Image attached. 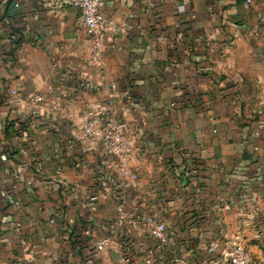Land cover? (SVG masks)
<instances>
[{
  "label": "crops",
  "instance_id": "crops-1",
  "mask_svg": "<svg viewBox=\"0 0 264 264\" xmlns=\"http://www.w3.org/2000/svg\"><path fill=\"white\" fill-rule=\"evenodd\" d=\"M100 7L104 72L76 8L0 0V264H146L150 249L153 264H227L239 241L251 252L264 235V0ZM94 112L128 123L127 161L79 135ZM16 174L21 207L2 195ZM145 214L167 223L166 247Z\"/></svg>",
  "mask_w": 264,
  "mask_h": 264
},
{
  "label": "built area",
  "instance_id": "built-area-1",
  "mask_svg": "<svg viewBox=\"0 0 264 264\" xmlns=\"http://www.w3.org/2000/svg\"><path fill=\"white\" fill-rule=\"evenodd\" d=\"M67 6L74 7L78 10L76 17V24L82 26L85 29L86 35L90 41V55L91 60L99 66L102 72L105 71V37H106V26L108 24V18L101 10L102 0H60ZM251 0H248L250 2ZM16 8L20 6L17 2L14 5ZM20 96L18 88L11 89L6 99L7 104H11V97ZM34 100L40 102L43 100V96L40 94L34 95ZM264 102V94L262 96ZM258 115L264 113L263 108H259L257 111ZM128 123L117 118L110 117L109 115L102 112L89 113L86 116L85 123L80 128L79 135L83 138H91L98 140L106 153L107 156L118 158L123 161H127L133 152V143L130 136L127 134ZM72 141V140H69ZM122 174L128 178L136 179L137 174L132 172L127 166L122 169ZM16 180L12 184L11 189L3 191V197L14 203L17 207H21L22 202L19 199L21 194V178L19 174L15 176ZM40 182L34 179H28L27 185H37ZM117 200L122 201L124 195L120 192L117 194ZM91 206L96 209L97 205L95 201H92ZM119 206H123L119 204ZM147 228L150 231L152 239L157 243L159 247H166L170 242V233L167 223L154 215L143 216ZM53 222V220H52ZM252 239L261 240L263 238V232L261 229H256L251 234ZM110 243L109 239H104L96 243L98 251H103L106 246ZM145 259L146 264H153L155 252L150 249ZM176 261H179V257H174ZM126 258H123L125 261ZM224 262L227 264H253V256L247 245L243 241H239L228 248L224 254ZM36 259L34 256L27 258L25 261L19 264H35Z\"/></svg>",
  "mask_w": 264,
  "mask_h": 264
},
{
  "label": "rangeland",
  "instance_id": "rangeland-1",
  "mask_svg": "<svg viewBox=\"0 0 264 264\" xmlns=\"http://www.w3.org/2000/svg\"><path fill=\"white\" fill-rule=\"evenodd\" d=\"M251 254L253 256V264H264V235L261 240L251 242Z\"/></svg>",
  "mask_w": 264,
  "mask_h": 264
},
{
  "label": "trees",
  "instance_id": "trees-1",
  "mask_svg": "<svg viewBox=\"0 0 264 264\" xmlns=\"http://www.w3.org/2000/svg\"><path fill=\"white\" fill-rule=\"evenodd\" d=\"M19 41H20V40H16L15 43H17V42L19 43Z\"/></svg>",
  "mask_w": 264,
  "mask_h": 264
}]
</instances>
